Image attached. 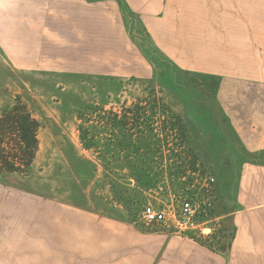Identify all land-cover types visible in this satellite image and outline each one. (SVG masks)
<instances>
[{
	"label": "crops",
	"instance_id": "obj_1",
	"mask_svg": "<svg viewBox=\"0 0 264 264\" xmlns=\"http://www.w3.org/2000/svg\"><path fill=\"white\" fill-rule=\"evenodd\" d=\"M250 1L256 0H0V57L9 64L40 71L57 68L78 77L123 70L143 72L146 66L138 59L141 51L130 46L137 39L128 36L129 19H123L129 13L134 18L130 23L170 59L182 53L202 66L183 67L190 70L186 72L212 79L220 75L242 78L248 75L209 71L202 65V54L207 53L210 37L206 35L210 32L217 40L228 35L234 41L248 39V45H243L245 51L254 45L249 31H264L253 27L264 21L258 20L257 4ZM260 1L264 10V0ZM116 14L122 19L114 25L111 15ZM176 16H186L185 21L192 22L194 29L184 23V18L177 28L170 21ZM181 41L185 42V52L178 45ZM254 70L248 77L256 76ZM253 116L263 122L264 110ZM228 125L224 130L220 125V136L200 148L207 158L223 163V171L215 172L216 210L231 232L223 252H212L187 236L146 233L136 228L130 232L134 244L130 249V235L123 237L114 230L112 223L122 221L113 217H101L105 220L101 222L79 206L67 205L74 208L71 212L36 201L35 214L40 216L34 218L30 211L33 206H28L22 207L25 213L16 218V205H12L13 216L9 205L15 202L5 200L0 201V264H105L107 258L114 264L116 257L120 264H264V122L256 132ZM32 219L38 220L40 231L24 227Z\"/></svg>",
	"mask_w": 264,
	"mask_h": 264
},
{
	"label": "rangeland",
	"instance_id": "obj_2",
	"mask_svg": "<svg viewBox=\"0 0 264 264\" xmlns=\"http://www.w3.org/2000/svg\"><path fill=\"white\" fill-rule=\"evenodd\" d=\"M250 3L257 4V18L264 21V10L261 9L263 1ZM120 18L122 15H111V22L115 25ZM126 18L129 19L128 36L137 39L130 46L134 50L137 47L140 49L138 59L146 66L143 72L124 73L121 68L122 73H95L78 77L57 68L40 71L28 65L9 64L0 57V112L21 103L40 124L38 150L31 166L24 173H0V201L15 202L9 205L11 216L14 215L12 205H16V218L25 213L22 207L36 205V201L71 212L74 208L67 205L79 206L96 215L97 221L101 222V217H113L123 222L112 223L114 230L123 237L130 235V249L134 248L130 232L138 229L146 233L187 236L212 252H223L231 239V232L224 227L223 218L215 206V172L223 171V163L207 158L208 154L202 153L200 148L202 144L205 146L207 141L211 143L220 136L217 133L220 125L222 130L233 123L255 131L264 122L257 121L253 116L255 112L264 110V31H249L254 45L246 47L247 51L243 45H248V39L234 41L227 34L225 40H217L212 32L208 33V49L213 45V52L217 53L216 44H211L213 38L215 42L220 41L218 53H223V47L234 49L231 51L234 55L243 51L248 58H252L257 70L254 78L220 75L218 79H212L200 73L186 72L190 70L183 67L191 64L199 68L202 66L187 62L192 57L186 58L182 53L172 57L173 61L149 42L146 33L130 23L134 18L129 13L124 14L123 19ZM180 19L181 16L170 17L173 25L181 24ZM255 26L264 28V22L261 25L258 22ZM122 31L127 36L125 30ZM178 45L185 52V42H178ZM62 65L68 67L72 64L58 66ZM150 95L161 99L168 109L140 115L150 117L152 132L159 139L153 149L140 153H148V157L154 159L150 176L152 183L133 192L134 181L130 179L132 190L123 193L130 202L120 203L107 184L98 154L84 150L80 144L78 112L82 107L92 105L122 115L123 111L132 108L135 101ZM127 118L134 116L130 113ZM261 137L264 138L263 134ZM116 154L122 156L129 152ZM113 167L116 173L125 177L141 173L140 169L131 170L121 164ZM155 171L158 173L154 174ZM210 177L214 182L207 185L206 179ZM185 200H190L199 210L193 217L196 229L177 231L173 227L167 229L143 224L141 211L144 206L151 205L176 213ZM36 209L34 206L30 209L34 218L39 215V212L35 214ZM24 227L28 231H40L35 219ZM119 259L116 257L114 264H120V261L117 262ZM108 260L104 263H111Z\"/></svg>",
	"mask_w": 264,
	"mask_h": 264
},
{
	"label": "trees",
	"instance_id": "obj_3",
	"mask_svg": "<svg viewBox=\"0 0 264 264\" xmlns=\"http://www.w3.org/2000/svg\"><path fill=\"white\" fill-rule=\"evenodd\" d=\"M157 110L168 111L161 99L150 95L135 101L132 108L123 111L122 115L92 105H86L78 112L77 118L80 123L77 130L80 144L84 150L95 151L98 154L107 184L116 194L117 202H130L123 194L132 190L130 179L134 181L133 192L152 183L150 176L155 165L154 159L148 157V153L144 155L140 153L153 149L159 139L152 132L150 117L140 115L154 113ZM130 113L134 118H127ZM39 130V122L21 103L0 112V173L26 172L38 150ZM124 151H128L129 154L122 156L116 154ZM116 164L131 170L140 169L141 173L132 174L130 177L122 176L116 173L113 167Z\"/></svg>",
	"mask_w": 264,
	"mask_h": 264
},
{
	"label": "built area",
	"instance_id": "obj_4",
	"mask_svg": "<svg viewBox=\"0 0 264 264\" xmlns=\"http://www.w3.org/2000/svg\"><path fill=\"white\" fill-rule=\"evenodd\" d=\"M207 185H212L213 178H208ZM198 208L192 204L190 200L181 203L178 211L175 213L164 208H154L151 205L144 206L141 211V220L146 226H157L162 228L173 227L177 231L194 230L197 224L193 217Z\"/></svg>",
	"mask_w": 264,
	"mask_h": 264
},
{
	"label": "bare ground",
	"instance_id": "obj_5",
	"mask_svg": "<svg viewBox=\"0 0 264 264\" xmlns=\"http://www.w3.org/2000/svg\"><path fill=\"white\" fill-rule=\"evenodd\" d=\"M184 18V23H187L190 28L194 29V24L189 21H185L186 16H181ZM190 20V19H188ZM193 24V25H192ZM199 26H201V23H199ZM211 44H218V42H215V40L211 39ZM193 50H199V49H193ZM200 50H204V48H200ZM234 49H230L229 47H223L222 52L220 53H213L215 51L213 45L209 46V49L207 50V53L202 54V57H204L203 60V67H208L209 71H218L223 72L224 74L226 72L228 73H237L240 75H248L251 76L255 70L252 68V64L250 63V59L248 58V54L246 53H238V54H231V51ZM217 51V48H216ZM199 52V51H198ZM215 55V56H214ZM233 55V56H231ZM223 56V57H222ZM218 57H222L221 59ZM190 62V61H188ZM208 62V63H206ZM198 66V65H196ZM246 76L245 78H252ZM244 77V76H243Z\"/></svg>",
	"mask_w": 264,
	"mask_h": 264
}]
</instances>
